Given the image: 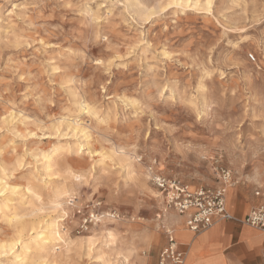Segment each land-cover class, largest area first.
I'll list each match as a JSON object with an SVG mask.
<instances>
[{"label": "rangeland", "instance_id": "obj_1", "mask_svg": "<svg viewBox=\"0 0 264 264\" xmlns=\"http://www.w3.org/2000/svg\"><path fill=\"white\" fill-rule=\"evenodd\" d=\"M205 2L198 7L207 10L175 0H0V163L11 169L22 158L10 183L25 185L27 172L39 178V150L82 142L63 126L51 128L63 117L88 127L98 154L82 151L81 168L91 167L83 181L54 166L39 202L17 201L22 221L57 222L44 247L55 264H158L163 210L174 212L153 198L154 174L216 188L218 172L229 170L227 203L238 218L250 211L245 199L264 191V0ZM78 99L97 116H78ZM62 150L55 162L73 157ZM94 201L118 214L102 221L115 235L108 247L101 236L84 243L101 222L77 229L81 207ZM13 227L0 220V239L10 241ZM173 229L179 241L193 235ZM207 231L181 247L183 264H214L197 239ZM127 248L124 262L114 249ZM9 256L0 255V264Z\"/></svg>", "mask_w": 264, "mask_h": 264}, {"label": "bare ground", "instance_id": "obj_2", "mask_svg": "<svg viewBox=\"0 0 264 264\" xmlns=\"http://www.w3.org/2000/svg\"><path fill=\"white\" fill-rule=\"evenodd\" d=\"M198 1H201V0H198ZM198 1H193V2L190 1L191 4H189V0H180L179 2H176V0H175V4L176 5L177 4L178 5H182L184 8H187V7L195 8V7H198ZM208 1L210 2V0H208ZM204 2H205V0H204ZM170 3H171V1H170ZM211 3H212V1H211ZM206 4H204V6H206ZM202 5L201 6L199 5V7H202ZM134 6L138 8V6H136V5H133L132 7H134ZM207 6L205 8L206 10H207ZM13 7H15V6H13ZM137 8H135V9H137ZM140 8H138V9H140ZM145 8H147V7H145ZM145 8H143V9H145ZM132 10H134V9H132ZM147 10H149V9L147 8ZM90 11H92V10L90 9ZM155 12L156 11H154L152 13L154 14ZM152 13L150 12V14H152ZM97 19H98V17L95 16V20H97ZM75 105H76V111L78 112L77 113L78 116H81V115H84V114L85 115L96 114V116H97V113H92L93 108L92 109L90 108V106H92L93 104L88 106V104H85L84 101L81 102L78 99V101L75 103ZM76 111H74V112L76 113ZM70 118L71 119H68V118H65V117L60 118V120H57L55 123L50 124V126H51L52 129H54L56 131L60 127L63 126L64 130L68 131L71 134V137H76L79 134L80 138H83L82 142L78 143L76 146L75 145L72 146L71 143H68V142H66L65 144L63 143L64 145H56V144H54L51 147H49L48 149H46V150H39L38 153H37V156H39L41 158L39 164H40V167L42 168V171H43V173L39 176V178L33 172H30V173L27 172V175H23L24 179L26 180V184L25 185H20V184H17V183H10V180L12 179V177H14V172L16 171V169L19 168V167L20 168L22 167L21 166L22 165V158L20 157V158L14 159V162L12 163L13 166L11 167V169L10 168L7 169V168L3 167L2 166V163H3L2 161L0 163L1 164L0 165V220L4 224L6 223L7 225H11V224L14 225L13 228H14V231H15V233H12L13 234V237H11L12 239L11 240L8 239L10 241H6V239L4 241V240L0 239V255H3V254L10 255L9 256L10 257V262H9L10 264H55L54 260L52 259V257H53L52 253H50L49 250H46L44 247H45V245H47L49 243V241H51L53 239L52 236L58 234V230L59 229H58L57 222L56 221L45 222L42 225L43 227L40 228V226H38L39 222L38 223L37 222L34 223L35 222L34 220H33V222L32 221L31 222H28V221L26 222L25 220L22 221L21 218L25 214L24 215L22 214L23 216L22 215L21 216L18 215L17 214V209L21 205L19 203L20 202L19 199H24L25 195H26V198L28 196L30 200L36 199L39 202L40 198H42L41 197L40 187H43V186L45 187V185H48L54 179L53 176L55 175V173H51V168L52 167H54V166L63 167V169L66 172V175L74 176L78 181H83L85 179V176L87 175V173L89 171H91L90 165H88V166L86 165L87 166L86 168H81V167L84 166L83 165L84 162H83V160L80 157L82 155V151L83 150L87 151V154L90 155V158H94V157H96L98 155L97 151L92 149V145L93 144H91L92 140H91V136H90V134L88 132L89 130L87 129L88 127H85V125H83L82 123H79L80 119L73 118V116H71V115H70ZM100 119H101V117H100ZM31 133H28V134L31 135ZM65 135H69V134H64L63 136H65ZM37 137H39V136H37ZM48 137L49 136H46V138H48ZM64 148H66L65 151H68L70 149L71 152H67V153H73V157L72 158L65 157L63 160H60L59 163L55 162L56 161L55 158L58 155H61V151H63L62 149H64ZM101 148H102V146H101ZM124 151H123V153H120V152L119 153L122 154V155H125ZM131 153H132V151H131ZM100 154L101 153L99 152V156H100ZM84 156H85V154H84ZM103 156H104V153H103ZM115 156L111 155V157H109V158L112 159L111 161L114 162V157ZM69 159H71V160H69ZM131 159L132 158L126 156L125 160H123V161H126V160L129 161V162H126V163H129L128 164L129 167H132V166H130L131 165L130 161H132ZM99 161H97V162H99ZM129 167H128V169H129ZM103 172H105V169H100V174L103 173ZM129 172H131V169L129 170ZM127 174H129V173H127ZM146 178H147V176H146ZM232 186L228 187L227 191ZM51 189H52V187H51ZM57 191H59V190L54 188V192L53 193L55 194ZM43 193H45V192H43ZM159 196H160L159 194H155L153 196V198H158ZM226 197H227V193H226ZM17 201H19V202H17ZM29 203H31L29 200H28V202H25V204H29ZM32 207H34V205ZM35 208L36 207H34V210L30 211L31 213L30 212L29 213L33 215L34 212H38V210L35 211ZM163 211H164L163 222L167 223L169 226H172V227L183 226V221H184L183 217H181V216H179V215H177L175 213L168 214L166 212V210H163ZM32 215H31V217H32ZM102 221L103 220H101V223L99 224V226H97V227H99L98 229L96 227L95 229H93L91 231V235L90 236L84 238V241H85L84 243H86L88 245V247L92 246L94 241H95V239H97V237H99V236H101V238L102 237L104 238L103 241H104V243L106 244L107 247L109 246V244L115 242V235H114L113 231L111 229L107 228L105 225H103L104 222H102ZM107 221H109V220H107ZM31 223H33V224H31ZM34 225H37L40 228V231H38L37 233H33V231L36 229V227ZM33 227H35V229ZM9 229H11V228H9ZM36 230H39V229H36ZM184 231L189 232L186 229H184ZM25 232H26V234H25ZM1 235H3V234H1ZM4 235H5V233H4ZM63 235H65V234H63ZM25 237H26V239H24ZM67 239H68V237H67ZM70 242H72V241H70ZM78 244L81 245V243H78ZM14 251H17V252H14ZM114 251H116L117 255H119L118 257H120V255H121V258L123 259L124 262H128V259H129L130 255L132 254L133 250L131 248H127V250H125V251H121V250L118 251L116 249H114ZM49 261H50V263H48Z\"/></svg>", "mask_w": 264, "mask_h": 264}, {"label": "built area", "instance_id": "obj_3", "mask_svg": "<svg viewBox=\"0 0 264 264\" xmlns=\"http://www.w3.org/2000/svg\"><path fill=\"white\" fill-rule=\"evenodd\" d=\"M220 184L216 188H192L177 179H167L153 175L151 183L163 198L166 209L183 217L184 227L194 235L210 229L218 221H234L251 227L264 235V204L252 209L242 219L232 215L226 204L227 188L233 185L229 170L218 172ZM256 197L264 199V191H256ZM104 218L116 219V212L107 213L99 201L86 203L81 207L77 229L87 233ZM184 254L177 248L173 228L165 230V245L162 248L158 264H183ZM260 264H264V248Z\"/></svg>", "mask_w": 264, "mask_h": 264}, {"label": "crops", "instance_id": "obj_4", "mask_svg": "<svg viewBox=\"0 0 264 264\" xmlns=\"http://www.w3.org/2000/svg\"><path fill=\"white\" fill-rule=\"evenodd\" d=\"M227 199L228 197H226L227 209L236 217V215L228 207ZM263 204L264 199L254 195L251 198L245 199L243 211L245 212L248 208H250L251 211ZM245 215H243V217ZM164 227L173 228L168 224H165ZM195 236L196 235L193 234L191 237L187 236L179 241L174 233L177 248L184 254V258L185 250L183 251L181 247H185L186 249L188 238L194 239ZM197 239H200L199 241L201 244L199 245L207 247L204 257L210 258L214 264H260L261 253L264 248V235L251 227L234 221H218L210 229H208L206 234Z\"/></svg>", "mask_w": 264, "mask_h": 264}]
</instances>
